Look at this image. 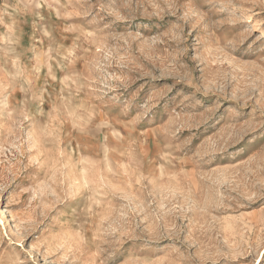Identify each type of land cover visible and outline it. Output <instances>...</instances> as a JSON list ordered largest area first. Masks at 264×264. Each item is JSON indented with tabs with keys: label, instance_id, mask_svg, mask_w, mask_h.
I'll return each instance as SVG.
<instances>
[{
	"label": "rangeland",
	"instance_id": "obj_1",
	"mask_svg": "<svg viewBox=\"0 0 264 264\" xmlns=\"http://www.w3.org/2000/svg\"><path fill=\"white\" fill-rule=\"evenodd\" d=\"M0 264H264V0H0Z\"/></svg>",
	"mask_w": 264,
	"mask_h": 264
}]
</instances>
